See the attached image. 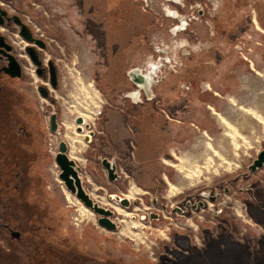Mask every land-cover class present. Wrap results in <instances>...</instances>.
Returning <instances> with one entry per match:
<instances>
[{"label": "rangeland", "instance_id": "374dc122", "mask_svg": "<svg viewBox=\"0 0 264 264\" xmlns=\"http://www.w3.org/2000/svg\"><path fill=\"white\" fill-rule=\"evenodd\" d=\"M13 1L35 33L48 41L52 54H45L44 57H51L58 69V86L50 88L48 97H43L37 90L43 82L42 78L31 72L29 67L25 69L24 81L15 84L23 96L18 112L20 135L15 138L10 135L7 142L2 143V146L8 145L11 152L6 156L16 176L13 180L17 183L18 207L48 205L43 216L48 217L52 228L47 230L46 240L52 244H72L71 248L96 258L116 257V252L121 251L120 246L141 255L151 253L162 243L165 250L175 244L174 232L190 233L181 230L184 227L178 223L180 217L176 214L170 216L164 213L165 217L160 221L139 220L149 210L158 209L152 203V196L161 198L170 208L186 193L197 188L213 189L228 184L230 190L223 194L219 205L227 210V219L222 222L212 217L210 213L216 205L209 204L210 209H206L210 210V217L205 218L208 220L207 228L196 226L199 235L191 240L196 246L195 252L198 258L202 257L203 264H239L244 259L253 264H264V237L258 235L264 231V166L257 173L247 174V166L264 148V29L256 18L244 37L233 39L228 48L223 45L225 54H208L211 61L202 68L182 73L189 88L178 92L166 108L159 107L161 112L151 116L155 118L150 120L146 113L143 115L136 111L132 114L133 118L126 120L127 125L133 122L134 132L140 129L146 131L143 136L151 133L158 149L155 147L156 151L140 155L133 149L130 164L123 165V157L119 160L121 179L111 182L107 179L101 158L113 155V151L104 146L102 137L106 130L109 131L105 120H109L117 110L124 114L114 102L118 97L114 95L119 91L109 89L113 90L117 79L124 80L125 77L123 68L112 65L113 54H122L130 39L125 54L136 50L147 51L148 39L155 32L153 28L158 32L164 28L150 27L144 33L145 23L141 24L135 14L126 19L120 18L118 22L113 18L108 20L112 11L96 10V0ZM252 9L250 1L246 12L253 16ZM151 14L156 24L161 14L154 11ZM259 18L264 22V9L259 12ZM172 81H176L175 76ZM78 111L82 116H91L88 123L94 136L90 142L82 137L88 129L84 127L86 130L81 135L73 123ZM52 113L57 115L59 131L62 130L61 119L63 122L66 115L71 118L74 132L81 135L85 149L73 160L79 167L84 189L94 201L99 203L103 197L107 204L117 202L109 201L107 195L116 193L126 196L129 183L136 186L137 193L130 199V207L122 206L135 215L134 220L142 222L129 237L120 234L123 224L131 225L132 221L126 218L127 212L123 208L125 214L114 213L111 216L118 229L108 230L98 224L96 214L87 210L75 195H71L70 201L65 198L62 191L65 187L59 186V169L54 161L60 135L50 131ZM218 116L230 125L229 128L223 129ZM205 144L209 152L200 156ZM191 149L198 152L200 159L189 166L181 156ZM180 181L185 184L179 185ZM249 187H256L255 198L247 190ZM9 203L13 211H18L12 200ZM43 210L40 208L37 211ZM232 211L241 215L245 222L231 215ZM253 211L255 218L250 219L249 214ZM222 226L226 228L227 238H238L235 244L229 243L228 239L226 242L222 239L217 241L218 236L211 231ZM22 252V258L27 254L28 262L35 258L32 251L24 249Z\"/></svg>", "mask_w": 264, "mask_h": 264}, {"label": "flooded vegetation", "instance_id": "af4514ba", "mask_svg": "<svg viewBox=\"0 0 264 264\" xmlns=\"http://www.w3.org/2000/svg\"><path fill=\"white\" fill-rule=\"evenodd\" d=\"M137 1L133 3L130 0H96L95 9L97 8L96 10H100V12H103V10L107 12L120 11L121 14L120 12L117 15L111 14L112 17L118 16L119 18H125L123 11L131 8V6L145 10L161 9L163 12L158 21L161 26H165L163 27L164 32H159L158 35L161 36L154 41L150 39L149 49L151 52H148V49L147 51L136 50L132 54H125V49L130 46V39L123 47L122 54H113L112 65L123 68L125 77L124 80L117 79L118 82L115 88L109 90L119 91L114 95L115 97L118 96L114 99V102L115 106L117 105L124 114L117 110V113L113 114L117 118V122L111 124L109 120H105L104 124L107 125L105 127L109 128V131L118 133V130H124L131 134L136 146H131V152L133 154V149H135L136 153L140 155L144 152L148 153L150 150V152L154 151V146H152V149L149 147L155 144L154 137L152 139L151 136H143L146 131L141 129L134 132L133 122L130 121L127 125L126 120L133 118L132 114L136 111H140L143 115L146 113L150 120L155 118L151 116H155L154 113H160V108L164 109L169 106L176 94L182 89L189 88L186 87L184 82L186 78L184 79L185 75H182V73H188V71L196 70L198 67L202 68L205 63L211 61L208 54H225L223 45L228 48L233 39L244 37L248 27L254 24L255 18L256 22L264 26V22L259 18V12L264 6H261L255 0ZM250 1L251 6H253L252 10H254L253 16L246 12V6ZM101 4H103V7ZM45 54H52L46 38L35 33L33 26L19 12V7L13 0H0V134H2L0 135V143L7 142L10 135L14 138L20 135L18 112L23 96L15 88V84L24 81L27 67L43 80L37 87L40 95V86L46 89L47 97L50 96V88L53 89L58 86L57 65L51 57L45 59ZM53 71L55 72V78H53L54 81L56 80L55 87L52 85ZM174 76L176 81H172ZM50 100L54 102L52 98ZM232 101L234 102V100ZM211 113L214 116L213 111ZM107 136H105V139L103 137L102 142L104 146L113 151L115 156L114 158L113 155L105 157L116 164L118 171V163L122 158L123 149L120 148L118 141L108 142ZM141 142L143 147L140 144ZM129 149L127 148V150ZM127 152L130 155V152ZM124 164H130V162H124ZM178 167L183 168L181 165ZM257 171L254 173H257ZM247 174L251 173L248 171ZM1 182L4 187H0V264H203L202 257L198 258L195 252V244L191 243L192 238H196V234L199 235L198 229L195 227L199 225L206 229L208 220L205 218L210 217V214L222 222L228 216L227 210L219 206L223 194L230 190L228 184L213 189L197 188L191 193H186L170 208L161 198L152 196V203L156 204L158 209L149 210L147 215L139 217V220L160 221L165 217L164 213L170 216L176 214L180 217L178 223L184 227L181 230L188 231L190 234L187 235L182 231L174 232L175 244L165 250L163 243L158 244L154 251L146 255L136 254L131 250H125V246H120L121 251L116 252L118 257L98 256L96 258L90 257L80 249L71 248L72 244L65 242L52 244L50 240H46L47 230L52 228V224L47 220L48 217L43 216L47 213L45 207H48V205L44 203L32 208L28 204L27 206L19 205V208L15 189L17 183L14 180H2ZM184 184V181L179 182V185ZM255 189L256 187L247 189L254 198ZM10 200H12V205L15 208L18 207V211L15 212L11 209ZM109 203L119 205L118 202ZM209 204L216 205L210 214H208L210 210L206 209H210ZM40 208L44 210L38 212L37 210ZM124 210L126 211V209ZM112 211L115 213L113 209ZM126 212V217L132 220L130 221V226H132L130 231L135 232L142 222L134 220L133 216L135 217V215ZM230 213L245 222L241 215L234 211ZM254 214L255 211L251 212L249 218L254 219ZM225 230L226 228L222 226L219 230L211 232L213 235L218 236L217 241L222 239L226 242L228 239L229 243L233 242L232 244H235L234 241L238 238H227ZM261 233L260 231L258 235L264 237V231L263 234ZM24 249L29 250V252L36 250L39 255H32L35 258L30 259L28 262L27 254L22 258V250ZM136 251L138 252L139 249ZM118 253L120 254L118 255ZM36 257L38 258L36 259ZM123 258L127 259L124 260ZM239 264L253 263L244 259Z\"/></svg>", "mask_w": 264, "mask_h": 264}, {"label": "water", "instance_id": "95a60500", "mask_svg": "<svg viewBox=\"0 0 264 264\" xmlns=\"http://www.w3.org/2000/svg\"><path fill=\"white\" fill-rule=\"evenodd\" d=\"M55 72H52V85L56 86ZM41 95L47 97V91L44 87L40 86ZM52 102V100H51ZM75 122L78 124L76 129L78 131H83L81 125H83L88 132L84 135V141L90 142L91 138L94 136V131L91 130L90 124L85 122L82 116H76ZM50 131L55 134H60L58 130L57 115L52 113L49 119ZM54 161L58 166L59 173L58 177L62 181L64 187L70 191L76 198L88 209H90L97 216V222L100 226L108 229L115 230L117 228L116 222L111 219L113 216V211L107 207L100 205L98 202L90 196V194L84 189L82 185V178L79 175V167L76 162L68 156V145L63 138H60L58 144V150L55 154ZM101 164L106 170L107 179L111 182L120 180V174H118L116 164H114L107 157L101 159ZM264 166V148L261 149L255 159L248 165L247 170L249 172H255ZM109 200H116L121 206L129 207L130 199L125 196H120L118 194L107 195Z\"/></svg>", "mask_w": 264, "mask_h": 264}, {"label": "bare ground", "instance_id": "6f19581e", "mask_svg": "<svg viewBox=\"0 0 264 264\" xmlns=\"http://www.w3.org/2000/svg\"><path fill=\"white\" fill-rule=\"evenodd\" d=\"M259 97V96H258ZM261 98H263V97H261ZM258 99V98H257ZM260 102V101H259ZM78 108V107H77ZM238 109V108H237ZM244 111V110H243ZM247 112V111H246ZM248 113V112H247ZM250 113V112H249ZM66 114V113H65ZM79 114V115H78ZM82 113L80 112V111H78L77 112V115H75L74 116V118H73V123L75 124V127H77L78 126V124H76V122H75V117L76 116H82L81 115ZM240 116V115H239ZM251 116V115H250ZM83 117V119H84V121L85 122H88V121H91L90 119H91V116L90 115H84V116H82ZM218 120H219V123H220V125H222V127H223V129L225 128V129H227V128H229L228 126H230V125H227L226 124V122L221 118V117H219L218 116ZM241 122V121H240ZM62 125H63V127H62V130L60 131V138H63L65 141H66V143L68 142L69 143V145H68V143H67V145L69 146V151H68V156L70 157V158H72L73 159V157L75 156V155H77V154H79V152L81 153V152H83L84 151V149H85V145L83 146V144H82V140H81V135H83L84 133V130L83 131H77L78 133H80L81 135H79V134H77V133H75L74 132V126H73V124H72V121H71V118H69L68 116H66V115H64V117H63V122H62ZM82 126V128H84V126L83 125H81ZM85 129V128H84ZM224 129V130H225ZM86 130V129H85ZM232 130V129H231ZM83 133V134H82ZM226 133H227V131H226ZM58 135V134H57ZM85 135V134H84ZM84 135L82 136L83 138H84ZM84 140V139H83ZM201 154H199L200 156H202V155H204V153H207V152H209V148H208V145H205L203 148H201ZM211 151V150H210ZM198 152L196 151V150H191V151H188V152H186V153H184L183 154V156H182V160H184V161H186V162H188V164H189V166H190V163H192V162H195V161H197V160H199L200 159V157H198V154H197ZM75 158V157H74ZM183 169V168H182ZM193 174V173H192ZM57 178H58V176H57ZM59 179V178H58ZM59 186H63V183L61 182V180L59 179ZM64 189V188H63ZM62 189V191H63V193H64V195H65V198L66 199H68L69 201L71 200V195L72 196H74L73 194H71L66 188V191H65V189L63 190ZM127 193V192H126ZM137 193V190H136V186H134V184L132 183V182H130L129 183V188H128V194L125 196V197H127V198H130V199H132V198H134L135 197V194ZM78 200V199H77ZM100 202L99 203H103L102 205H108L107 204V202H106V200L102 197V198H100V200H99ZM80 202V201H79ZM81 203V202H80ZM82 204V203H81ZM110 205V207L115 211V213L117 214V215H123V214H125L126 212L122 209V206L120 207L118 204H116V203H111V204H109ZM108 205V206H109ZM86 208V207H85ZM87 209V208H86ZM88 210V209H87ZM90 211V210H89ZM91 212V211H90ZM82 215V214H81ZM83 216V215H82ZM127 218V217H126ZM128 219V218H127ZM118 221V220H117ZM129 227H130V223H125V224H123V226H122V228H121V230H120V234L121 235H123V236H129V235H131L132 234V232L129 230ZM120 229V228H119Z\"/></svg>", "mask_w": 264, "mask_h": 264}, {"label": "crops", "instance_id": "0c3cea01", "mask_svg": "<svg viewBox=\"0 0 264 264\" xmlns=\"http://www.w3.org/2000/svg\"><path fill=\"white\" fill-rule=\"evenodd\" d=\"M256 1H258L259 3H260V5L261 6H264V2H263V0H256ZM263 9L264 8H261V10L263 11ZM157 12V14H161V13H163V12H161L162 10L160 9V10H145V9H143V8H134V6H131V8H129V9H124V11H123V14H124V19H126V17H127V15H129V16H132V15H136L137 17H140V22H141V24L144 22L145 23V25H144V27H145V29L143 30L144 31V33H146V32H148V30H149V28L150 27H156V26H158V27H165L164 25L163 26H161L160 24H159V21L157 20V22H156V24L154 23V21H156L155 19H154V17H153V14H151V12ZM118 12H120V11H117V10H115V11H113L112 12V14H115V15H117V13ZM122 12H120V14H121ZM119 14V15H120ZM108 17H110V18H108V20H111V18H113V21L115 20V19H117L116 20V22H118V20L120 21L121 19L117 16V17H112L111 16V14H109V16ZM123 20V19H122ZM112 22V21H111ZM117 24V23H116ZM260 24V23H259ZM261 25V24H260ZM260 27H262L263 29H264V26L263 25H261ZM153 30H155V32H153L152 33V35L149 37V42H150V39H151V41H154L153 39H156L155 37L158 35V31H156V29L155 28H153ZM122 31L120 30L119 31V33H121ZM157 32V35L155 34ZM164 32V29H163V31H161V33H163ZM153 36V37H152ZM159 36H161V35H159ZM159 36H157V38L159 37ZM148 52H151L150 51V49H149V51ZM227 54H229V53H227ZM124 56H125V54H124ZM193 71V70H192ZM109 121L111 122V124H113V123H116L117 122V118L114 116V115H111V117H110V119H109ZM107 134H108V136H107ZM105 136H107L106 137V139L108 140V142L110 141H118V143L120 144V148H122L123 149V152H122V154H121V157H123L124 158V162L125 163H127V162H131L132 161V152H131V150H132V145H134V142H133V136L131 135V134H129L128 132H125L124 130H118V133L116 132V131H107L106 133H105V135L103 136L104 137V139H105ZM148 136H151L152 137V139H153V136L151 135V133L148 135ZM103 137H102V139H103ZM137 139V138H136ZM154 140H156V139H154ZM137 141H139L138 139H137ZM154 143V142H153ZM141 144V146L143 147V144H142V142L140 143ZM156 142H155V144H153V145H151V146H149L151 149H152V146H154V151H156V148L158 149V147H156ZM156 147V148H155ZM127 148L129 149V150H127ZM127 151H129L130 152V155L129 154H127L128 152ZM151 151V150H150ZM150 151H148V152H150ZM114 156L115 155H113V158H114Z\"/></svg>", "mask_w": 264, "mask_h": 264}, {"label": "trees", "instance_id": "16d2710c", "mask_svg": "<svg viewBox=\"0 0 264 264\" xmlns=\"http://www.w3.org/2000/svg\"><path fill=\"white\" fill-rule=\"evenodd\" d=\"M8 147V145L5 144L4 146H2V143H0V187H4L1 182L2 180L12 181L16 178L15 172L13 171L12 166L9 163L10 159L6 156L10 152L8 150ZM32 255H39V252L36 250H32Z\"/></svg>", "mask_w": 264, "mask_h": 264}]
</instances>
